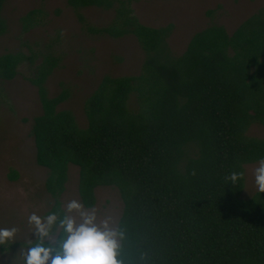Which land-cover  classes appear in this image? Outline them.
<instances>
[{
    "label": "trees",
    "instance_id": "obj_1",
    "mask_svg": "<svg viewBox=\"0 0 264 264\" xmlns=\"http://www.w3.org/2000/svg\"><path fill=\"white\" fill-rule=\"evenodd\" d=\"M6 1L0 0V36L9 29ZM67 1L77 10L115 8L110 25L90 29L134 35L145 58L137 74L103 76L86 99L87 127L74 111L59 109L70 97L67 88L49 95L46 82L58 57L46 56L29 78L42 102L32 135L37 162L49 170L51 211L63 205L74 164L86 207L96 205L98 187L119 189L124 264H264V193L242 198L246 176L237 184L227 179L264 156V139L247 134L253 123L264 125V9L232 33L209 25L177 55L169 43L175 24H143L131 0ZM41 12L22 18L25 31ZM26 61L34 58L0 54V78L14 79Z\"/></svg>",
    "mask_w": 264,
    "mask_h": 264
},
{
    "label": "rangeland",
    "instance_id": "obj_2",
    "mask_svg": "<svg viewBox=\"0 0 264 264\" xmlns=\"http://www.w3.org/2000/svg\"><path fill=\"white\" fill-rule=\"evenodd\" d=\"M131 7L143 24L162 27L174 23L169 43L180 55L196 32L217 23L232 33L248 17L264 9V0H131ZM32 9L42 12L37 24L25 31L22 18ZM3 16L9 29L0 36V54L21 51L34 58V62L26 61L19 67L14 79L0 78V227L18 229L15 242L0 246V264H23L28 241L34 242L28 216L32 212L44 216L54 203L45 185L49 170L37 162L32 125L34 117L42 113V102L38 87L29 78L46 56L58 57L59 66L46 82L49 95L56 96L67 88L70 97L59 109L74 111L80 126L87 127L86 99L103 76L139 73L145 51L134 35L116 38L90 29L110 25L116 17L115 8L77 10L67 0H7ZM130 105L137 109L136 98ZM247 134L264 139V125L253 123ZM255 165L256 162L245 164L242 198L257 192L252 172ZM14 171L18 173L16 178L12 177ZM66 186L61 195L63 205L71 199L81 201L77 165H70ZM96 195L94 207L101 217L111 215L119 223L124 209L119 189L100 186Z\"/></svg>",
    "mask_w": 264,
    "mask_h": 264
},
{
    "label": "clouds",
    "instance_id": "obj_3",
    "mask_svg": "<svg viewBox=\"0 0 264 264\" xmlns=\"http://www.w3.org/2000/svg\"><path fill=\"white\" fill-rule=\"evenodd\" d=\"M258 193H264V156L258 157L252 170ZM244 171H232L227 179L237 184ZM28 222L34 241H28L23 264H124L123 241L126 232L113 216L103 217L93 207L71 199L57 211L44 216L32 212ZM18 229L0 227V246L16 241Z\"/></svg>",
    "mask_w": 264,
    "mask_h": 264
}]
</instances>
